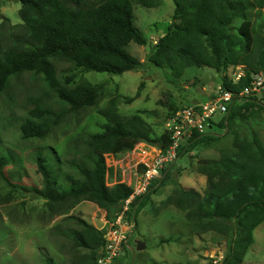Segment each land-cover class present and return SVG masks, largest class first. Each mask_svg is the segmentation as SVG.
Returning <instances> with one entry per match:
<instances>
[{"label": "trees", "instance_id": "trees-1", "mask_svg": "<svg viewBox=\"0 0 264 264\" xmlns=\"http://www.w3.org/2000/svg\"><path fill=\"white\" fill-rule=\"evenodd\" d=\"M11 1L21 4L22 24L6 26L5 20V25H0V92L9 78L24 74L53 89L72 113L93 107L101 87L62 75L57 66L60 62L73 64L85 73L109 75L137 72L148 64L169 69L176 79L190 67H208L224 73L242 66L246 77L239 85L222 78L221 84L233 92L248 82L250 73L264 69V0H172V21L166 33L149 47L146 62L127 51L130 43L147 45L134 25L133 6L136 2L154 8L161 0ZM250 8L255 10L252 20L248 15ZM237 22L240 24L235 26ZM138 95L139 91L126 103ZM158 103L172 112L168 117L178 110L169 94ZM144 114L150 112L123 117L115 101L110 100L100 112L106 121L102 132L88 134L84 141L87 165L79 170L82 179L74 180L69 190L57 186L44 155L36 159L40 186L12 188L43 199L53 214L64 215V207L69 210L80 202H89L106 212L108 222L115 221L132 188L123 183L107 185L105 156L124 155L140 143L161 150L170 144L165 131L160 136L153 135L142 118ZM28 117L20 127L22 138L43 140L61 114L33 109ZM218 122L224 135L233 136V142L230 148L220 151L218 159L197 163L198 173L207 178L206 190L200 194L178 185L176 198L167 201L173 200L178 209L186 212L192 232L214 231L225 237L223 259L215 264H242L254 241V230L264 222V96L235 103ZM220 138L219 134L194 135L178 155ZM6 164L7 160L0 158V169ZM167 173L168 169L131 204L124 218L127 222L135 221L142 201L164 182ZM65 217L61 221L62 235L70 234L74 246L88 252L83 264H97L105 248L104 232L83 219ZM162 242H171V238Z\"/></svg>", "mask_w": 264, "mask_h": 264}, {"label": "rangeland", "instance_id": "rangeland-1", "mask_svg": "<svg viewBox=\"0 0 264 264\" xmlns=\"http://www.w3.org/2000/svg\"><path fill=\"white\" fill-rule=\"evenodd\" d=\"M20 9L19 2L0 0V25L5 20L6 26L22 24ZM173 13L172 0H161L154 8L135 2L133 22L147 45L140 47L130 43L127 51L140 62H146L149 47L166 33ZM254 14L255 10L250 8V20ZM0 41L3 40L0 38ZM57 66L62 75L71 76L76 82L100 85L101 94L93 107L72 113L53 89L39 79L29 80L24 74L9 78L0 92V158L7 160L0 169V264L86 263L83 257L88 252L77 249L70 234L61 233L65 216L83 219L93 226L96 224L94 227L98 230H106L101 221L107 217L106 212L92 203L80 202L69 210L64 207V215L53 214L43 199L12 188L40 186L36 170L39 155L48 158L47 164L53 170L57 186L69 190L74 180L82 179L79 170L87 165L84 141L88 134L102 132L106 121L100 112L109 106L110 100L115 101L123 117L150 112L142 118L153 135L160 136L172 113L158 103L164 96H171L176 109L206 102L223 78V73L208 67L187 68L182 77L176 79L169 69L148 64L140 71L122 75L85 73L64 62ZM138 91V97L127 104L126 100L134 98ZM33 109L61 114L59 122L43 140L23 139L21 135L20 127L30 119L28 112ZM217 134L221 137L219 140L198 144L178 156L168 168L164 182L142 201L135 221L129 225L127 247L112 264H215L223 259L225 237L214 231L192 232L185 219L186 212L178 209L173 201L178 185L200 194L206 190L207 178L198 173L197 163L218 159L220 151L230 148L233 142L231 134L224 135L223 131ZM170 197L173 200L168 202ZM168 238L171 242H162ZM253 238L242 264H264V222L254 230ZM136 240L145 244L143 252L135 250Z\"/></svg>", "mask_w": 264, "mask_h": 264}, {"label": "built area", "instance_id": "built-area-1", "mask_svg": "<svg viewBox=\"0 0 264 264\" xmlns=\"http://www.w3.org/2000/svg\"><path fill=\"white\" fill-rule=\"evenodd\" d=\"M223 76L233 85H239L246 77V73L242 66H237L228 69L223 73ZM263 96L264 69L257 73H250L248 82L234 92L221 84L208 101L180 107L165 121L164 131L170 138V144L165 150L140 143L124 155L107 154L105 156L108 168L107 185L109 180V186L123 183L132 188V193L124 201L123 209L115 221L105 223L104 238L106 243L97 264H112L122 254L127 247L128 232L130 231V223L124 218L131 204L137 198L145 195L153 183L159 180L164 172L174 164L184 144L194 135L224 132V128L218 127L217 124L221 117L228 113L230 106ZM216 117L217 120H215ZM118 156L121 158L117 159ZM133 161L136 163L131 164ZM110 169L115 173L114 179L109 178Z\"/></svg>", "mask_w": 264, "mask_h": 264}, {"label": "water", "instance_id": "water-1", "mask_svg": "<svg viewBox=\"0 0 264 264\" xmlns=\"http://www.w3.org/2000/svg\"><path fill=\"white\" fill-rule=\"evenodd\" d=\"M134 244L137 252H143L145 250V244L143 242L136 240Z\"/></svg>", "mask_w": 264, "mask_h": 264}, {"label": "crops", "instance_id": "crops-1", "mask_svg": "<svg viewBox=\"0 0 264 264\" xmlns=\"http://www.w3.org/2000/svg\"><path fill=\"white\" fill-rule=\"evenodd\" d=\"M109 178L111 179V178H115V173L113 172V170L112 169H110V175H109ZM113 182V181H112ZM189 189H190V187H188ZM187 189V188H186ZM99 210V209H98ZM101 211V210H100ZM101 221H102V223L104 222V223H106L107 222V219L106 218H102L101 219ZM94 226H97L96 224H94Z\"/></svg>", "mask_w": 264, "mask_h": 264}]
</instances>
